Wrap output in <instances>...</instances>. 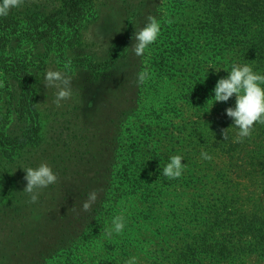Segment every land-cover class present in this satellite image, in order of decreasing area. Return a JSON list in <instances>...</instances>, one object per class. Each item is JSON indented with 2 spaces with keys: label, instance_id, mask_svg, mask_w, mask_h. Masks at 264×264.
Here are the masks:
<instances>
[{
  "label": "rangeland",
  "instance_id": "obj_1",
  "mask_svg": "<svg viewBox=\"0 0 264 264\" xmlns=\"http://www.w3.org/2000/svg\"><path fill=\"white\" fill-rule=\"evenodd\" d=\"M51 2L56 1L20 0L9 11L14 19L8 37H3L0 24L5 51L0 55V120L7 136L24 139L18 151L0 147V264H41L43 257L44 264H55L56 257L49 259L43 251L56 249L61 234L66 241L70 235V243L71 234L78 238L85 230L90 234L78 243L83 263L98 264L114 236L121 246L120 260L134 255L136 264H149L157 229L167 239L185 222L193 225L188 214L211 205L223 192L219 177L188 153L191 135L219 116L213 108L199 113L184 104L190 72L180 61H168L170 51L161 40L169 18L178 27L183 14L195 16L188 7L194 0H94L90 17L75 21L65 16L56 29L41 35L36 30L46 27ZM149 13L161 22L158 41L136 56L132 36ZM16 62L33 71V110L23 116L15 112L18 98L7 95L17 84L7 69ZM49 67L71 79V96L59 106L54 103L57 89L43 80ZM145 70L148 75L140 81ZM175 154L189 159L180 177L169 178L162 169ZM246 154L239 156L241 162L250 158ZM41 163L51 166L57 180L36 189L39 198L30 202V194L23 191V168ZM257 167L232 176L236 182L228 193L234 214L249 207L264 211V168ZM186 177L195 178V186H186ZM153 180L163 184L162 196L153 192ZM93 190L97 199L85 211L82 204ZM109 190L121 196L113 216L125 220L123 231L111 236L105 230L113 216L108 220L99 215L108 207ZM247 262L264 264L255 256Z\"/></svg>",
  "mask_w": 264,
  "mask_h": 264
},
{
  "label": "trees",
  "instance_id": "obj_2",
  "mask_svg": "<svg viewBox=\"0 0 264 264\" xmlns=\"http://www.w3.org/2000/svg\"><path fill=\"white\" fill-rule=\"evenodd\" d=\"M55 1L50 3L53 7L51 13L48 12L50 17H47V23L43 24L46 27L36 30L41 35L56 29L58 21L65 16L78 21L92 14L94 0ZM188 7L192 8L195 16L183 14V22L178 27L173 23L174 18H169L166 21V34L161 40L170 51L168 61L173 64L180 61L186 66V72H190L186 76L189 86L184 104H192L199 113L213 108L219 116L206 120L205 126L199 128L194 137L191 135L188 153H194L204 168L219 177L217 181L223 192L211 205H202L188 214L193 225L185 222L183 227L178 226L170 231L167 239L166 232L157 229L150 242L149 264H248L247 259L251 256L264 261V211L251 210L252 207H249L242 214H234L228 193L233 191L236 182L232 176L236 174L240 177V170L248 166L256 169L257 165L264 168V123L254 122L250 136L236 142L238 129L225 111L227 107L235 105V94L226 102H214V98H211L217 80L227 75L223 68H230L233 62L249 64L254 71L264 74V0H194V4ZM13 17L12 13L2 16L0 24L5 29L3 37H8L6 31L13 26ZM4 53L0 46V55ZM208 67H211L209 70L212 73L205 70ZM7 70L12 73L9 75L11 80H17V84H12L11 91L7 92L11 98H18L19 105L15 112L21 116L31 114L35 97L33 71L20 66L19 62ZM4 124L1 118L0 147L18 151L24 142L22 135L17 138L7 136ZM202 151L209 153L212 158L204 159ZM245 151L250 158L241 162L239 156ZM186 159L189 156L182 163ZM185 180L186 186L191 188L196 184L195 178L186 177ZM152 185L155 195L162 196L163 184L153 180ZM165 185L167 187L169 184ZM107 195L111 196L106 198L108 207L104 212L100 211L99 215L110 220L121 196L112 190ZM154 197L149 196V200ZM85 231L78 238L76 234H71L74 238L70 243H67L70 235L66 241L61 234L56 249L41 253L49 259L56 257L52 261L55 264H90L86 260L83 263L79 257L78 243L86 234H90ZM113 237L107 240L108 246L104 247V256L98 264H123L124 257L120 260L118 256L121 246L114 242ZM171 238L173 245H170L172 240L169 242ZM42 261L41 264H44L47 260L43 257Z\"/></svg>",
  "mask_w": 264,
  "mask_h": 264
},
{
  "label": "clouds",
  "instance_id": "obj_3",
  "mask_svg": "<svg viewBox=\"0 0 264 264\" xmlns=\"http://www.w3.org/2000/svg\"><path fill=\"white\" fill-rule=\"evenodd\" d=\"M20 0H0V16L8 15L12 8L19 5ZM161 30V22L149 13L145 23L132 36L133 43L130 46L136 56L145 53L148 46L157 40ZM227 75L220 77L212 89L214 102H226L235 94V105L225 109L227 116L233 120V125L238 129L235 137L236 142L251 134L254 122L264 123V74L252 69L249 64L231 63L230 68H223ZM219 71V70H218ZM148 72L145 70L139 74V80L146 79ZM48 86L57 89L54 103L59 106L62 100L71 96V79L65 72L49 67L44 73L43 79ZM214 104V103H213ZM225 133V131H224ZM204 159H211L206 151L201 152ZM183 157L180 154L171 155L165 163L162 173L169 178H178L182 175L186 163H182ZM24 180L27 182L24 192L30 194V202H36L39 193L36 189H42L57 180V175L50 165L41 163L37 167L23 168ZM97 199V191L88 193V198L83 202L82 207L87 211ZM125 227V220L122 215L112 217L111 227L106 228V234L121 233ZM137 257L130 256L123 261V264H136Z\"/></svg>",
  "mask_w": 264,
  "mask_h": 264
}]
</instances>
